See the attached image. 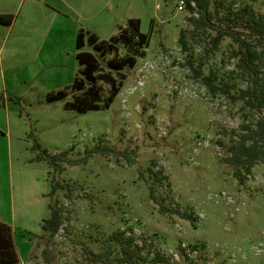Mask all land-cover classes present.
<instances>
[{"label": "rangeland", "instance_id": "obj_1", "mask_svg": "<svg viewBox=\"0 0 264 264\" xmlns=\"http://www.w3.org/2000/svg\"><path fill=\"white\" fill-rule=\"evenodd\" d=\"M48 1L0 0V12L14 14L10 23L0 20V220L13 228L18 264H122L109 239L119 229L177 264H264V162L240 183L225 161L245 119L243 102L211 93L193 77L178 37L186 29L196 62L203 59L204 72L214 68L218 80L236 81L231 90L247 85L232 53L237 44L223 37L211 50L215 30L195 28L190 17L199 12L184 0H52L57 8ZM230 1L209 0L220 9L214 22H229L228 6L264 13V0ZM130 18H139L148 43L135 66L123 70L109 107H65L80 93L70 89L81 65L71 50L79 23L99 26L102 34L83 27L108 40ZM126 52L119 45L103 56V70ZM99 82L106 95L108 84ZM61 89L67 96L47 99ZM35 140L50 154L71 149L69 158L96 144L115 151L55 167L36 158ZM150 165L167 175L162 184L151 178ZM53 177L65 183L54 192L64 218L46 240L41 221L50 214ZM153 183L159 199L194 220L160 211ZM90 249L103 257L93 259Z\"/></svg>", "mask_w": 264, "mask_h": 264}, {"label": "trees", "instance_id": "obj_2", "mask_svg": "<svg viewBox=\"0 0 264 264\" xmlns=\"http://www.w3.org/2000/svg\"><path fill=\"white\" fill-rule=\"evenodd\" d=\"M185 1L191 10L197 9L199 12L197 17H190L195 28L215 30V34L210 36L211 50L218 47L223 37H229L237 44L232 53L237 58L236 64L240 77L246 81L247 85L231 90L236 86V81L218 80V73L214 68H210L209 72L205 73L203 70L205 61L200 59L198 63L196 62L195 57L189 52L191 47L186 38V29H182L178 37L182 49L187 51L186 63L192 71V76L200 79L211 93L221 91L232 100L243 102L241 111L245 119L240 124L241 131H233L228 147L230 154L225 157V161L234 166L235 176L240 183H244L252 167L259 161L264 162V13L257 12L249 5L241 6L236 10L228 6L230 14L234 15L235 20L240 19V21L231 23L229 14L226 19L230 23L218 24L213 21L215 13L220 12L217 3L214 6L215 10H212L209 0ZM233 1L230 2L233 3ZM13 18L12 13L0 12V20L4 23L12 22ZM237 24H240V27H236ZM119 27L120 31L108 40L102 39L85 27L77 31L76 58L81 65L80 72L72 82L70 89L80 93L75 94L73 99L66 100L65 107L68 109L86 112L109 107L125 81L126 75L123 70L135 66L137 56L143 55V48L148 43V35L141 30L139 18H130L125 26L119 24ZM119 45L126 48V54L108 60L107 70L104 71L101 58L118 49ZM101 79L108 84L106 95L103 94L104 88L99 82ZM65 96H67L66 90L61 89L55 93L50 92L47 99L52 102ZM254 112L255 118L250 120L249 115ZM33 150L36 152L37 159H46L55 167L59 166V162L62 161L77 164L92 153L104 154L115 151L107 145L96 144L91 149L85 150V156L82 158H69L68 153L71 149L50 154L46 149L41 148L37 140L34 141ZM148 170L153 181L160 184L167 176L162 172L163 169L156 170L152 165ZM51 183L50 214L41 221L42 235L46 236V240L58 233L64 218L62 207L54 199V192L64 187L65 183L55 177L51 179ZM149 189L151 198L158 203L160 211L180 213L185 218L194 220L192 213L182 211L177 207H170L159 199L155 194L154 183L149 186ZM65 194L68 198L72 196L71 191ZM13 234L11 224L0 220V264L19 263L18 249ZM109 239L119 247L116 260L122 264H177L172 262L165 252L153 250L145 242H137V236L133 232L127 233L125 229L114 230ZM89 255L97 260L101 259L104 254L90 249Z\"/></svg>", "mask_w": 264, "mask_h": 264}, {"label": "crops", "instance_id": "obj_3", "mask_svg": "<svg viewBox=\"0 0 264 264\" xmlns=\"http://www.w3.org/2000/svg\"><path fill=\"white\" fill-rule=\"evenodd\" d=\"M48 4L53 5L54 3H53V1L51 0V1H48ZM54 7L57 8V5L54 4ZM83 26H85V27H87V28L94 29V30H96V32H99V33L102 34L101 29H100L99 26H91V25L89 26L88 24H84V23H79L78 28H77V31L79 30L80 27H83ZM77 31H76V32H77ZM75 48H76V40L74 41V46H73V48H71V50H72V49L74 50ZM74 57H75V53H74Z\"/></svg>", "mask_w": 264, "mask_h": 264}, {"label": "built area", "instance_id": "obj_4", "mask_svg": "<svg viewBox=\"0 0 264 264\" xmlns=\"http://www.w3.org/2000/svg\"><path fill=\"white\" fill-rule=\"evenodd\" d=\"M185 1V0H184ZM183 0H181V2L183 3L184 2ZM186 2V1H185Z\"/></svg>", "mask_w": 264, "mask_h": 264}]
</instances>
